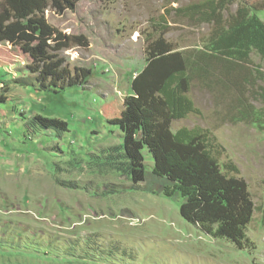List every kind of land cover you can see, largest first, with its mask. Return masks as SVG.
<instances>
[{"label":"rangeland","instance_id":"1","mask_svg":"<svg viewBox=\"0 0 264 264\" xmlns=\"http://www.w3.org/2000/svg\"><path fill=\"white\" fill-rule=\"evenodd\" d=\"M205 1L80 0L74 11H46L54 28L88 38V49L61 53L71 71L93 70L86 86L40 90L31 59L0 44V264H264V130L236 119L243 107L264 111L257 53L231 66L232 85L227 65L213 60L210 88L195 81L188 94L200 114L172 125L208 132L224 171L248 185L254 214L244 250L183 219L184 200L163 196L148 151L138 186L107 164L123 145L111 122L146 67L147 40L163 36L178 51L203 50L214 24L178 10ZM243 6L264 22V0H237L224 20ZM40 119L62 125L46 128Z\"/></svg>","mask_w":264,"mask_h":264},{"label":"trees","instance_id":"2","mask_svg":"<svg viewBox=\"0 0 264 264\" xmlns=\"http://www.w3.org/2000/svg\"><path fill=\"white\" fill-rule=\"evenodd\" d=\"M236 1L206 0L178 10L183 17L214 24L203 50L178 51L163 36L147 40L146 67L133 79L122 116L111 122L120 128L123 145L110 151L115 156H109L107 164L138 186L146 180L144 151H148L154 161L153 175L164 182L163 196L184 200L183 219L244 250L250 244L246 228L254 214L248 185L224 171L208 132L172 129L173 122L200 114L188 94L195 81L210 88L213 60L227 65L223 72L230 85L237 82L229 78L236 68L231 66L249 64L253 53L264 60V22L256 10L243 6L224 20V13ZM79 2L0 0V44L19 48L31 59L28 70L37 75L40 90L86 86L94 76L91 69L71 71L61 55L76 47L88 49V38L61 32L45 16L48 10L58 14L74 11ZM236 119L264 130V111L243 107ZM40 120L46 128L62 125ZM230 170L236 172L233 167Z\"/></svg>","mask_w":264,"mask_h":264}]
</instances>
